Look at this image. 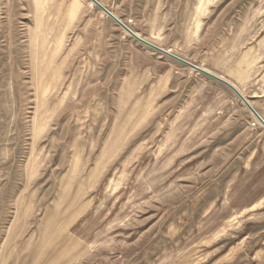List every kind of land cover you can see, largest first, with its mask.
Returning a JSON list of instances; mask_svg holds the SVG:
<instances>
[{"label": "rangeland", "instance_id": "obj_1", "mask_svg": "<svg viewBox=\"0 0 264 264\" xmlns=\"http://www.w3.org/2000/svg\"><path fill=\"white\" fill-rule=\"evenodd\" d=\"M99 1L264 106V0ZM90 2L0 0V264H264L253 114Z\"/></svg>", "mask_w": 264, "mask_h": 264}, {"label": "water", "instance_id": "obj_2", "mask_svg": "<svg viewBox=\"0 0 264 264\" xmlns=\"http://www.w3.org/2000/svg\"><path fill=\"white\" fill-rule=\"evenodd\" d=\"M89 1L93 2L102 12H104L107 16H109L114 22H116L118 25H120L134 39H136L137 41H139L143 45H145V46H147L153 50H156V51L160 52L161 54L166 55L167 57L173 59L174 61H176V62H178L184 66H187L196 72L204 74L205 76H207V77L223 84L227 88H229L231 91H233L235 93V95L238 97V99H240L241 102L254 114V116H256L260 120V122H262V124L264 125V119L258 113V111L252 106V104L250 103V100L228 79H226L220 75H217V74L207 70L206 68L173 53L172 51H170L168 49H165V48H163L157 44H154V43L146 40L145 38L140 36L138 33L133 31L125 22H123L121 19H119L102 2H100L99 0H89Z\"/></svg>", "mask_w": 264, "mask_h": 264}, {"label": "crops", "instance_id": "obj_3", "mask_svg": "<svg viewBox=\"0 0 264 264\" xmlns=\"http://www.w3.org/2000/svg\"><path fill=\"white\" fill-rule=\"evenodd\" d=\"M140 36L144 37L143 35H140ZM248 97L249 98H253L254 96L253 95L252 96L249 95ZM261 97H262V95L261 96L260 95L258 96V98H259L258 101H257L258 104L253 101V103H255L256 109L259 110V111L260 110H264V106L261 105V104H259ZM248 129L253 132V135H254L255 138L260 139V140H264V132L260 130L261 128H258V126L257 127H253L251 125V123H248ZM242 132L243 131H241V133ZM263 147H264V144H263ZM262 149L264 150V148H262ZM263 150H261V151H263ZM260 153H261L260 150L258 148H255L253 150V152L251 153V157H250L249 162L247 163V167H248L247 169L248 170L256 169V173H257L256 176L259 175L258 171L259 172L262 171V170L264 171V163H261L259 166H255L254 165V163L257 161V157H258V155ZM261 176H263V178H264V175L263 174ZM255 199L262 201V200H264V195L262 197H257Z\"/></svg>", "mask_w": 264, "mask_h": 264}, {"label": "bare ground", "instance_id": "obj_4", "mask_svg": "<svg viewBox=\"0 0 264 264\" xmlns=\"http://www.w3.org/2000/svg\"><path fill=\"white\" fill-rule=\"evenodd\" d=\"M90 4V6H92V7H94L95 6V4L93 3V2H90L89 3ZM127 24V23H126ZM128 25V24H127ZM132 30H133V28L130 26V25H128ZM124 30V29H123ZM134 31V30H133ZM124 32L128 35L129 33L128 32H126L125 30H124ZM130 35V34H129ZM143 38H145V37H143ZM146 40H148V41H150V42H152L150 39H148V38H145ZM153 43V42H152ZM171 51V50H170ZM191 71H192V69H191ZM194 71V70H193ZM253 106V105H252ZM251 112V111H250ZM252 113V112H251ZM261 116H262V118L264 119V114L263 113H261V112H258ZM253 114V113H252ZM253 117H254V123H256V125H259V126H261V127H263L264 128V125L262 124V122H260V120L256 117V116H254V114H253Z\"/></svg>", "mask_w": 264, "mask_h": 264}, {"label": "built area", "instance_id": "obj_5", "mask_svg": "<svg viewBox=\"0 0 264 264\" xmlns=\"http://www.w3.org/2000/svg\"><path fill=\"white\" fill-rule=\"evenodd\" d=\"M251 125H252L253 127H256V126H257L256 123H254V122L251 123Z\"/></svg>", "mask_w": 264, "mask_h": 264}]
</instances>
